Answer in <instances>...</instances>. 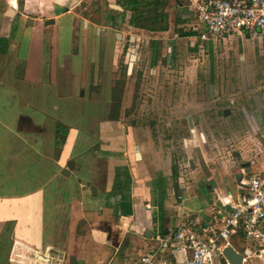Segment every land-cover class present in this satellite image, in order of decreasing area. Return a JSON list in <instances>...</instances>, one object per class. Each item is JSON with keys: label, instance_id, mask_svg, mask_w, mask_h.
<instances>
[{"label": "crops", "instance_id": "obj_1", "mask_svg": "<svg viewBox=\"0 0 264 264\" xmlns=\"http://www.w3.org/2000/svg\"><path fill=\"white\" fill-rule=\"evenodd\" d=\"M131 1L134 7L151 3L154 14L146 17L151 21L148 27H141L125 10L126 0H0V264H35L33 255L37 264H68L69 256L85 264H136L156 245V236L169 237L184 219L186 214H179L181 201L191 192H198L203 202L197 210L189 209L201 215L203 236L217 225L212 211L221 205V197L237 194V176L241 178L242 170L247 173L248 160H242L248 163L242 170L220 162L233 173L211 168L201 174L197 159L190 157L178 173L174 156L180 155L174 147L167 152L157 148L136 128L125 137L120 120L109 115L111 88L108 91L105 84L104 98L90 90L95 78L88 73L89 52L93 59L96 49L90 41L103 39L105 80L123 67L127 78L137 74L142 50L149 52L148 71L155 73L160 44L167 43L163 51L170 53L177 39H188L192 49L201 47L216 58L236 60L239 72L226 76L253 84L254 68L264 60V35L251 30L201 41L203 25L191 0ZM156 14L164 17L154 23ZM50 19L53 23H45ZM246 65L253 70L243 68ZM218 85L210 99L218 95ZM36 86L46 94L33 91ZM256 91L264 92V85ZM97 95L106 105L104 113L96 120L82 110L84 122L74 123L79 104L93 103ZM252 102L264 109L258 94ZM222 111L230 114L227 108ZM187 113L184 123L187 126L191 116L196 133L203 113ZM197 134L203 141L205 133ZM181 145L194 150L199 163L214 167L216 156L203 155L207 151L200 139L197 143L184 138ZM68 160L74 166L64 176L61 170ZM261 167L257 171L264 169V162ZM202 179L204 183L192 185ZM232 243L246 256L241 237L232 238ZM169 249L158 248L155 264H171L181 256ZM15 252L24 258L14 259ZM244 264L264 262L247 256Z\"/></svg>", "mask_w": 264, "mask_h": 264}, {"label": "rangeland", "instance_id": "obj_2", "mask_svg": "<svg viewBox=\"0 0 264 264\" xmlns=\"http://www.w3.org/2000/svg\"><path fill=\"white\" fill-rule=\"evenodd\" d=\"M144 4L145 6H143ZM144 4L139 7L127 4H123V6L125 10L132 13V15L134 14L136 18H142H135L137 21L136 23L141 27H148L151 21L147 20L146 17L150 18L154 12L152 6L150 7L151 3L145 1ZM177 41L175 45L173 44L174 47L171 48L170 53L169 49L163 51V49L166 48L165 46H168L167 43L160 44V51L157 53L156 60L153 61L154 65L152 68H155V73H150L148 71V68H150V63L147 60V58H150L149 52L147 50H142L139 63L141 69H138L137 74L127 78L125 75V67H123L120 73L113 76L110 80L104 79V69H102L101 66L103 56L101 46L104 43L103 39H94V41H90L91 47L96 45L94 53L95 58L93 57V59H91L92 54L90 55L91 52H89L91 63L88 62V68H90L88 73L90 78H92V74L95 78V81H92L95 82V84L91 85L90 90L96 91L98 94L102 93V97L104 95L101 90L105 87V84L108 91L110 88L116 90L113 93V103L108 107L111 108L110 111H112V113L118 116V119L123 116L125 104L128 103V106H131L132 98L133 107L129 108L127 112L133 115V117H128L125 123L128 124L131 120L130 122L135 125L141 138L147 141L153 139L157 148L160 147L167 152L169 148L171 149V147H174L176 153L180 155L174 156V159L177 160L176 168L178 173L180 170L179 165H184L190 157L197 159V171L201 174L207 172L208 169L210 170L211 168L220 172L219 164L222 160L229 168H234L232 166H236L238 162H243L242 160H248L251 164L246 170L248 173L262 168L261 165L264 162V132H262L263 136H259L260 132H258L256 127L254 133L250 132L247 125V115L251 116V118L255 117L257 120V107L259 104L256 105L252 102L253 100H251V97L254 95L258 94V96L261 97V105L264 107V92L260 91L259 93L256 91L257 86L260 87L264 85V60H261V64H258L254 68L253 72L257 73L255 84L250 88L247 86L240 87L234 76H226V74L239 72V66L234 63L236 60L233 59V61H229L230 59L216 58L217 55L215 54L217 53L214 54L215 56H212V53L204 51L201 47L192 49L188 39L186 41L177 39ZM66 44H62V49L65 50V48H67ZM150 47L151 44L148 45V48ZM164 53L166 54L165 56L162 55ZM168 53L169 55H167ZM131 55L133 54L131 53ZM243 68L251 70V67L248 65ZM65 72L68 73L66 70ZM199 73L204 75L202 78H206L209 75L207 83L216 82V84H219V93L215 98L210 99L206 91L203 92V90L195 92V89L198 88H195L192 80L195 78V75ZM84 74H86V69H84ZM212 76L216 81L211 78ZM222 77H224L223 81H221ZM167 82H170V84H167ZM207 83H205V85ZM162 85L164 87H161ZM33 91L39 94H46L42 86H36ZM80 94L79 90V95ZM102 97L97 95L93 100L94 104L82 100L83 103L79 104L80 112L74 114L71 120H73L74 123H83L85 120L83 115L85 114L86 116L89 111L91 118L98 120L99 116L104 113L106 108V105L103 103L104 97ZM47 98V96H44L45 102H47ZM230 99H234L235 103H230ZM146 102L150 103L147 109L145 108ZM137 107L138 109H136ZM23 108V111L26 112L27 110L25 107ZM169 108L170 110H167ZM225 108L230 110V114L223 115L222 110ZM142 109H144V111H142ZM82 110L84 114H82ZM151 110L155 112L156 117V124L153 129L146 127L149 124L147 121L149 116L141 115V113L145 114L147 111L151 112ZM189 110L193 114L196 112L203 113V121L200 124V129H197L196 133L192 135L189 133L184 123V116L188 114L187 112H189ZM250 112L251 115L249 114ZM98 122L99 121H97V123ZM218 122L222 125L223 141L218 144V147L213 149V155L216 157H212H215L216 159H214L216 161L213 162L214 167H211L208 163V165L201 161L199 163L200 156H196L194 150L191 148H182L181 141L185 138L189 141L195 140L198 143L199 138L197 133L200 131L208 134L213 139V142H215L216 140L214 139L217 134L216 131L218 130L216 124H218ZM83 125L86 124L84 123ZM63 128H66V126ZM63 133L66 134V129H64ZM257 138L262 140L260 142L262 144L257 142ZM235 151L238 155L237 159H235ZM203 155L209 157L212 153L207 152V155ZM235 160L237 161L234 162ZM187 170H189V168H187ZM201 183H204L203 179L197 184L192 183V185L197 187ZM199 197L200 194L196 191L184 197L181 201V203H183V208L180 209L179 214H187L190 211L189 209L195 208L193 210H197L198 207H202L203 202ZM14 259H17V257L14 256Z\"/></svg>", "mask_w": 264, "mask_h": 264}, {"label": "built area", "instance_id": "obj_3", "mask_svg": "<svg viewBox=\"0 0 264 264\" xmlns=\"http://www.w3.org/2000/svg\"><path fill=\"white\" fill-rule=\"evenodd\" d=\"M203 28L201 41L220 35L258 30L264 35V0H191ZM237 183V194L221 197V205L214 208L215 228H207L203 236L201 218L197 212H188L169 237L156 236V245L138 257L136 264H155L156 251L161 248L180 252L171 264H229L223 255L225 246L233 247L232 238H242L246 256L264 262V169L243 173ZM206 229V227H205ZM205 229L203 231H205ZM22 259L19 252L13 255ZM12 259V257H10ZM24 258V257H23ZM38 263L36 256H31ZM160 264H170L161 260Z\"/></svg>", "mask_w": 264, "mask_h": 264}, {"label": "flooded vegetation", "instance_id": "obj_4", "mask_svg": "<svg viewBox=\"0 0 264 264\" xmlns=\"http://www.w3.org/2000/svg\"><path fill=\"white\" fill-rule=\"evenodd\" d=\"M204 75L203 74H196L195 75V78L192 80L193 81V83H194V85H195V88H198V89H195V92H200L201 90H203V92L204 91H206V94H207V96L209 97L210 96V86H212V90H214V88H215V86H216V82L214 83V82H210V83H207L208 82V77H209V75L206 77V78H202ZM213 80H215V78L212 76L211 77ZM223 78L224 77H222L221 78V81H223ZM229 80V79H228ZM252 80V79H251ZM216 81V80H215ZM252 82H253V80H252ZM252 82L251 83H249V82H239V81H237V83L239 84V86L240 87H243V86H247L248 88H250L252 85H254L255 84V82L252 84ZM205 83H207L206 85H205ZM167 84H170V82H167ZM221 84H222V82H221ZM161 87H164L163 85L161 86ZM116 90H114L113 88L111 89V100H110V106L112 105V103H113V93L115 92ZM255 96L256 95H254V96H252V99L254 100V98H255ZM149 105H150V103H148V102H146V105H145V108L147 109L148 107H149ZM131 107H133V100H132V98H131V106H128V103L127 104H125V107H124V112H123V116H122V118L121 117H119V122L121 123V125H122V127H123V129H124V135H125V137L126 138H130V136H131V130H133V129H135L136 127H135V125H133L130 121H129V123L128 124H126L125 122H126V120H127V118L128 117H130V116H132L133 117V115H130L127 111H128V109L129 108H131ZM133 109H135V108H133ZM136 109H138V107L136 108ZM263 108H260L258 111H257V120H256V118L255 117H253V118H251V116H248L247 115V125H248V128H249V131L250 132H255V130H256V128H257V130H258V132H260L259 133V136H263L262 135V132H264V124L262 123V120H261V114H260V112H261V110H262ZM142 111H144V109H142ZM153 110H151V112H152ZM150 111H147L145 114L144 113H141V115H146V116H149V118H148V125L146 126V127H149V128H151V129H153L154 127H155V121H156V117H155V112H152L151 113ZM248 112H249V110H248ZM222 113H224V112H222ZM246 113V112H245ZM247 114V113H246ZM250 115H251V112L249 113ZM109 115H111L110 117H112V115L113 116H115V114L114 113H112V111H111V113H110V111H109ZM152 115V116H151ZM117 118H118V116H117ZM153 121V122H152ZM219 124V125H218ZM218 124H216V127H217V134H216V137H215V139L214 140H216L215 142H213V139L208 135V134H206L205 133V136H204V140L202 141L201 140V138H200V136H199V139H200V141H201V143H202V147H203V150L206 152H214L213 151V149H215L216 147H218V144H220L221 143V141H223V130H222V125L218 122ZM256 124V125H255ZM142 127V126H141ZM256 127V128H255ZM187 128H188V131H189V133H190V130H189V127H188V124H187ZM258 136V137H259ZM259 139V142H261L262 140L260 139V138H258ZM215 146V147H214ZM220 148V147H219ZM222 148V147H221ZM127 149H128V146H127ZM219 150V149H218ZM136 153H138V152H136ZM135 153V154H136ZM139 154V153H138ZM235 154H236V156H235V159H237L238 158V155H237V152L235 151ZM136 156V155H135ZM237 160H235L234 162H236ZM244 166H248V163L247 162H238L237 163V165L235 166V168H237V169H241V168H243ZM219 168H220V171L223 173V174H225V172H227L228 173V171H230V173H233V172H231V170H229V168L228 169H224L223 168V166L221 165V163L219 164ZM242 170V169H241ZM235 177V176H234Z\"/></svg>", "mask_w": 264, "mask_h": 264}, {"label": "water", "instance_id": "obj_5", "mask_svg": "<svg viewBox=\"0 0 264 264\" xmlns=\"http://www.w3.org/2000/svg\"><path fill=\"white\" fill-rule=\"evenodd\" d=\"M45 23L51 24V23H53V20L52 19L46 20ZM212 92H213L212 86H210V96L211 97L213 95ZM225 114H226V112H225ZM260 114H261L262 123L264 124V109L261 110ZM191 119H192L191 116H188V118H187L188 127H189L190 132L194 133L195 129L193 127V123H192ZM136 156L139 158L138 153H136ZM189 163H190V166L193 167L192 159L189 160ZM73 166H74V161L68 160L66 162V166L64 168H62L61 174L64 176H67L69 174V171L73 168ZM239 179H240V175L237 176V180H239ZM83 183L85 184V182H83ZM92 190H93V188H92ZM166 231L167 230L164 229V232H166ZM151 234H152V232L150 229L146 230V232H145L146 237H148V238L151 237ZM222 252H223L225 259L228 261L229 264H242V254L236 252L230 245L225 246ZM68 264H85V263L80 261V260H77V258L75 256H69L68 257Z\"/></svg>", "mask_w": 264, "mask_h": 264}, {"label": "trees", "instance_id": "obj_6", "mask_svg": "<svg viewBox=\"0 0 264 264\" xmlns=\"http://www.w3.org/2000/svg\"><path fill=\"white\" fill-rule=\"evenodd\" d=\"M126 2H127V5H131V3H132V1L131 0H126ZM144 4V3H143ZM143 6H145V4L143 5ZM133 16V18L135 19L136 17L134 16V14L132 15ZM161 17L163 18L164 16H163V14H161V15H157L156 14V17H154L153 16V18L152 19H154V21H152V22H154V23H156L155 21H157L156 19H161ZM138 19L140 18V17H137ZM136 18V19H137ZM140 19H142V18H140ZM157 25V24H156ZM155 25V26H156ZM155 26H153V27H155ZM164 27V26H163Z\"/></svg>", "mask_w": 264, "mask_h": 264}]
</instances>
